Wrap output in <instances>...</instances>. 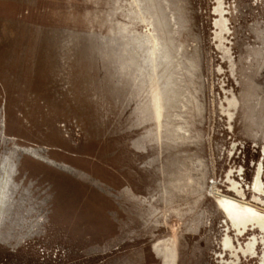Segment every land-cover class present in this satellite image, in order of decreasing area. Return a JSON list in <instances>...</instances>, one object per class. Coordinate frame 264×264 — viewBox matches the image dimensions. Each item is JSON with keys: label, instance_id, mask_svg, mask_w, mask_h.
Listing matches in <instances>:
<instances>
[{"label": "rangeland", "instance_id": "obj_1", "mask_svg": "<svg viewBox=\"0 0 264 264\" xmlns=\"http://www.w3.org/2000/svg\"><path fill=\"white\" fill-rule=\"evenodd\" d=\"M231 203L264 216V0H0V264H264Z\"/></svg>", "mask_w": 264, "mask_h": 264}, {"label": "bare ground", "instance_id": "obj_2", "mask_svg": "<svg viewBox=\"0 0 264 264\" xmlns=\"http://www.w3.org/2000/svg\"><path fill=\"white\" fill-rule=\"evenodd\" d=\"M225 212L232 219V221L234 220L240 223L250 222L258 226V228H264V216L254 212L253 210H250L249 212L242 211L237 205L231 203L226 205Z\"/></svg>", "mask_w": 264, "mask_h": 264}]
</instances>
